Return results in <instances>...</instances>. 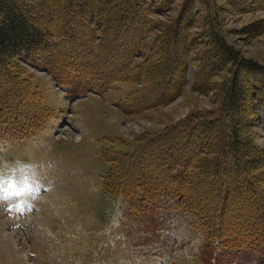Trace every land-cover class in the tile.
<instances>
[{
    "label": "trees",
    "instance_id": "1",
    "mask_svg": "<svg viewBox=\"0 0 264 264\" xmlns=\"http://www.w3.org/2000/svg\"><path fill=\"white\" fill-rule=\"evenodd\" d=\"M192 1L185 0L175 26L156 37L153 53L151 15L170 0H0V142L29 139L53 116L21 59L47 70L72 99L133 81L137 87L119 102L128 114L176 99L188 83ZM200 58L196 91H210L229 66L218 114L191 115L140 134L131 152L104 153L103 190L121 198L142 230L158 227L159 213L174 205L193 217L209 252L264 250V149L254 132L264 66L214 29ZM138 69L146 81L141 86Z\"/></svg>",
    "mask_w": 264,
    "mask_h": 264
},
{
    "label": "rangeland",
    "instance_id": "2",
    "mask_svg": "<svg viewBox=\"0 0 264 264\" xmlns=\"http://www.w3.org/2000/svg\"><path fill=\"white\" fill-rule=\"evenodd\" d=\"M184 1L170 0L162 10L153 9L149 51H157L156 37L167 25L175 26ZM192 2L188 83L165 106L123 112L119 102L137 87L131 80L72 99L47 70L21 59L53 116L30 139L0 142V264H264V250L235 256L209 252L193 217L174 205L160 212L157 229L140 230L121 198L103 190L108 167L104 153L131 152L140 134L160 132L191 115L218 114L229 66L220 69L210 91L192 88L211 30L264 66V0ZM137 71L141 86L146 83L144 72ZM254 101V132L264 149V101Z\"/></svg>",
    "mask_w": 264,
    "mask_h": 264
}]
</instances>
